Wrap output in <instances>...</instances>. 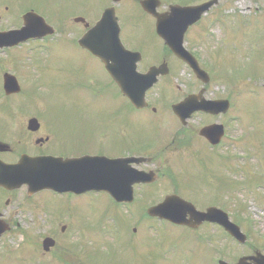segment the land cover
I'll return each mask as SVG.
<instances>
[{"label": "rangeland", "instance_id": "rangeland-1", "mask_svg": "<svg viewBox=\"0 0 264 264\" xmlns=\"http://www.w3.org/2000/svg\"><path fill=\"white\" fill-rule=\"evenodd\" d=\"M178 1L191 3L194 0ZM176 2L169 0L164 10ZM108 3L109 0H21L20 8L32 6L62 25L68 10V13H86L87 19L93 23ZM117 17L124 29L121 40L125 47L141 50L145 58L151 62L157 61L161 56L159 49L162 46L154 33L155 24L152 20L141 12L138 5L129 1L117 12ZM203 21L189 33L186 45L200 58L212 78L209 97L228 98L233 104V113L224 121L229 128L222 148V154L226 152V162L222 165L199 137H193L191 140L198 146L202 157H193L187 163L177 160L176 166L186 170L183 176L174 170L173 164L172 168L178 175V183L187 189L186 194L192 196L199 206H205L209 201L198 198L197 192L207 189L215 194L217 191L219 196L226 195L223 209L234 221L240 223L245 234L252 235L253 244L263 246L260 251L264 253V0H219V5ZM61 36L64 35L60 34L52 41L59 40ZM49 47L46 48V53L41 52V57H47ZM15 54L16 57L12 54L10 59L15 58L18 67L25 56L23 52ZM49 54L45 61L35 60L40 73V78L36 81L39 87H31L30 78L26 77L28 88L23 94L17 99L1 102L5 114L0 118V136L5 139L13 140L16 137L13 132H18L16 128L15 131H10L7 127L8 119L5 118L8 111L6 104L16 100L20 104V110L25 113L38 111L34 110L38 105L41 110L47 108V111L40 112L41 120L44 127L53 130L59 139V152L80 150V142L91 141L83 133L84 140L79 142L81 130L92 129L94 125L106 128L109 132V144L106 142L101 145L106 150H142L150 147L151 141L159 137L160 124L170 127L167 133L176 127L167 113L169 99H183L197 84L187 69L178 75L176 73L171 78L173 90L162 86L163 92L157 90L151 95L154 100L162 97L161 115L139 114L121 101L118 89L110 84L109 77L99 62L75 44L65 40ZM27 57L26 65L35 58L33 54ZM7 62L8 60L4 61V69L11 68ZM1 66L0 64V69ZM245 103L247 105L243 107ZM29 115L26 118L31 117ZM250 116L252 125L247 129L238 128L239 123H248ZM121 126L128 127V136L124 140L118 136ZM95 143L93 140L92 144ZM187 153L190 152L185 155ZM246 153L251 154L248 156ZM223 166L231 172H239L238 175H232L233 180L238 181L235 184L238 188L229 194L224 193V184L229 180L223 176ZM210 172L215 180L206 178ZM215 199L216 197L209 198L210 202ZM7 200L6 197L3 205ZM37 200L56 220L51 221L47 213L31 210L25 204L26 195L23 192L17 193L9 208L4 206V209L13 216L14 222L21 225L24 233L28 232L30 235L24 242V235L21 233L6 235L0 247V264H60L55 261L60 249L43 255L42 242L45 238L43 231L49 227V223H57L56 226L59 223H69L61 217L74 219L75 227L81 231V243L76 241L71 246H66L72 253L78 252L77 246L83 248L82 262L85 264H217L214 253L204 238H199L188 230L148 219L139 207L136 210L137 217L132 218L123 215L104 195L74 200L43 193ZM132 224V227L137 226L139 229L137 238L130 233ZM203 233L200 235H204ZM209 233L219 235L216 231ZM52 236L57 238L58 245L61 246L64 237L60 231ZM74 239L79 240L80 235L74 237V233L70 234L69 241ZM20 244L23 245L19 250ZM103 244L107 245L105 250L100 249ZM221 244L222 246L217 244L216 247L220 249L228 245L236 251L230 255L216 254L219 259L227 262H234L250 253L249 248L239 247L227 238H223Z\"/></svg>", "mask_w": 264, "mask_h": 264}, {"label": "flooded vegetation", "instance_id": "flooded-vegetation-1", "mask_svg": "<svg viewBox=\"0 0 264 264\" xmlns=\"http://www.w3.org/2000/svg\"><path fill=\"white\" fill-rule=\"evenodd\" d=\"M123 1L127 0H120V4ZM136 2H139L141 0H133ZM74 7V3L71 4ZM21 7V0H0V34L10 33L17 30H20L24 27V18L29 13H36L39 10L32 6H25ZM74 9V8H73ZM69 11V10H68ZM68 11L65 14V17L63 18L62 25L56 21V19L53 21L55 25L62 29L64 31V34H72L74 36L79 35L83 37L86 32L88 31L87 23L90 24L88 26H92V23L90 22H83L80 21L81 19L85 18V13L81 14V12H71L68 13ZM74 11V10H73ZM49 25H51L55 30L56 28L47 21ZM33 30H36V24L32 23L30 25ZM58 31V30H57ZM58 33H61L58 31ZM21 36H19V39ZM52 38V37H51ZM67 38V36H66ZM9 39H12L9 37ZM50 38H44L42 40L37 39H24L23 42L20 43L18 46L14 47H5L4 50L0 51V64L3 65L5 60H8L7 63H9L10 58L7 56H11L12 52L17 50L19 48H23L25 46H30L34 43H41L49 40ZM69 39V38H67ZM78 44L77 41H71V44ZM14 45V44H13ZM87 55L91 56L88 52L85 50L83 51ZM25 54H32V53H25ZM16 57V55H15ZM169 57V59H168ZM21 58V57H20ZM28 59L27 56L24 57V63ZM147 59L142 56V61L139 63V68L141 72H147L150 68L161 66L162 64H168L170 70L173 68L174 63H181L177 58H175L171 53L169 55H166L165 57L158 58L157 61L149 63ZM10 65L15 68V70H5L3 73L0 72V78H2V85L3 88L5 86L4 82V76L6 74H10L17 78L21 88L25 83V79H22L26 75H32L34 73H39L38 66L35 63H32L30 67L26 65H20L16 66L15 58L11 60ZM184 65V64H182ZM142 67V68H141ZM30 81H35L32 77H30ZM163 79V78H161ZM111 80V79H110ZM110 84L113 86H116V84L112 81H110ZM1 89V85H0ZM8 91L10 92L11 88L7 87ZM4 90V89H3ZM20 95V94H19ZM17 94H8L2 95L0 100V118L5 114V110L1 107V102L3 100L10 101V99H17L19 97ZM121 101H124L126 105L133 111L142 114V113H151V115L159 116V113L162 112V110L159 109V106L157 104L158 101H154L153 103H149V105L143 109H136L132 106V104L127 99H122ZM18 101H13L10 104H6L8 106L7 116H5L6 119H8L7 127L10 129V131L18 130V132H13L16 134V137L11 139H5V137L0 136V161L6 163V164H14L18 162L23 155H29L32 157H44V156H53V157H61L65 160L67 159H76L81 158L84 156H99L101 154V145L109 144V132L106 128H101L100 126L94 125L92 129L86 128V130H81V135L79 138L80 140H84V135L91 139L88 143H79L80 144V150L78 151H57V147L59 144V139L56 137L55 132L51 129H48L47 127H44L43 122L37 118V117H31L26 118V115L29 113L22 112L20 110V104ZM175 104V103H174ZM170 104L166 107L167 113L170 115V117L174 120L175 123L180 124L181 130L178 132L173 138L171 143L163 147L162 143L165 140L164 137V131H167L170 129V127L166 124H160L158 126V133L159 137L153 139L151 141V146L142 150L138 151H131V150H123V151H110V156L112 159H126V158H143L145 159L144 162L137 164L132 163L130 166L136 170L137 172H143L146 174L152 173L154 177H156L153 181L150 180L149 175H141V177L144 179L142 184H133L132 189L134 191V198L129 199V193L126 187L121 186L117 188L115 192V196H110L105 193H96V192H90L81 196H76L74 194H64L59 195L63 196L69 199H79L83 196H97L100 194L105 195L112 203H114L121 211L123 215L126 217H137L136 210L137 208H141V210L144 212V216H146V206L144 204L151 203L153 205L159 204L163 202L166 197L177 195L184 199H188L187 196V189L182 187L178 183V175L174 172V170L183 176L185 173L184 168L177 167L174 162V159H169V156L174 154L173 151H180L181 149H184L187 146L188 138L191 135H194L195 133H200V131L205 128L212 126L213 123H216L218 119L224 118L223 116H211L204 113H196L194 114L190 120L187 121L186 125H183L179 119L173 114V105ZM160 105V104H158ZM37 107V106H36ZM161 107V106H160ZM170 108V109H169ZM37 108H34V110ZM37 111L30 112V114H35ZM173 114V115H172ZM32 118H37L39 120L40 125H34L30 124V120ZM197 119L199 122L197 123V128L192 126V120ZM214 120V121H213ZM118 136L120 139L124 140L128 136V127L127 126H121L118 130ZM200 136V135H199ZM202 140H205L201 137ZM95 141V144H92V141ZM103 140V142H102ZM1 145H4L6 147H2ZM168 157V160H165V157ZM170 162V163H169ZM172 164L174 166V170L172 168ZM122 174L127 177L129 174V169L126 165L122 166ZM20 191H22L26 197L28 198L27 202L25 203L30 207L31 210L37 209L38 212H44V207L41 204L40 201H31L37 195L33 197H28V188L23 187ZM0 192L2 195H13L15 192H8L4 189H0ZM41 194V193H40ZM54 194V193H53ZM39 195V194H38ZM57 195V194H54ZM11 202V200L8 201L7 205ZM24 207V205H23ZM3 205L0 202V218L2 217L6 222L11 226L12 230H19L20 224H14L13 225V216H10L7 212V210H2ZM9 208V207H8ZM5 215L8 216V218H5ZM72 221V227H70L67 224H61L58 231H60L63 235H67L69 233V230H71L70 234L74 233V236L79 233V230L77 227H75L74 219H71ZM55 226L53 224H49V227L46 228V230L43 231V233L51 236L56 232V229H54ZM187 230L186 228H183ZM212 230H216L219 234H226L224 229L221 228L218 225L205 223L201 226L199 231H207L211 232ZM137 234V233H135ZM68 241V239H66ZM209 240H212V237H209ZM67 245V243H66ZM256 251L252 252L251 256ZM257 253V252H256ZM248 256V257H251ZM69 264H82L81 260L79 259V255L73 256L70 260Z\"/></svg>", "mask_w": 264, "mask_h": 264}, {"label": "water", "instance_id": "water-1", "mask_svg": "<svg viewBox=\"0 0 264 264\" xmlns=\"http://www.w3.org/2000/svg\"><path fill=\"white\" fill-rule=\"evenodd\" d=\"M216 3L217 1H213L195 8H181L174 6L170 8L168 13L159 14L156 10L158 3L155 0L142 2L143 9L157 19V34L164 40L165 44L170 47L174 54L187 61L194 69L198 78L204 80L205 82H208V76L200 70L196 61L184 50L183 43L188 29L198 22L202 15L209 11V9ZM117 21L118 20L113 9L106 11L101 21L97 24L95 30L88 36V38L82 41L83 45L85 44L91 52L100 57L107 64L108 69V63L110 61H130V58L134 57L130 52L125 50L120 41V28ZM97 40L99 41L97 42ZM115 53H122L123 55L115 56ZM135 68L136 66L133 61V65L129 66L128 72H126V75L129 78V81L127 82L129 85L124 82H120V87L122 92L134 104L140 106L145 99L147 90L153 85V78H155L160 71L153 70L151 74L138 76L136 75ZM111 74L114 77H117L115 72L111 71ZM131 84L135 88H130ZM194 99L195 97H190L186 103L175 107L176 113L179 115V109L193 105L191 101ZM207 106L213 109L218 108L216 105H212L211 103H208ZM219 106L222 110H227L229 103L224 102ZM84 161L85 160H80L79 162L83 163ZM97 161L98 163L95 165V182L98 187L108 188L110 185L109 177H103L102 173L104 170H108L110 168L111 162L105 158H101ZM80 166L82 167L83 164ZM66 179L67 178L63 173V164L61 162L24 160L20 166L4 167L0 169V186H4L6 188H16L22 184H29L31 185V189L35 191L46 188L61 191L64 187H66ZM170 202H172L170 205L175 204L176 213L167 217L174 221L181 218L177 215L180 212H192V215H194L192 219L195 221L206 218L217 219V213L222 214L221 211L216 209L209 210L208 214L198 213L192 205L187 204L178 198L169 199L163 205L150 210V214H164L167 208L166 206H168ZM186 207L188 210L185 209ZM224 218H227L225 214ZM2 232L3 231L0 232V237Z\"/></svg>", "mask_w": 264, "mask_h": 264}]
</instances>
